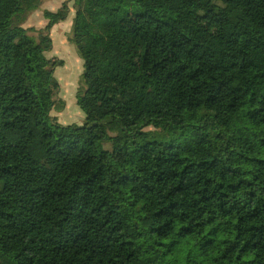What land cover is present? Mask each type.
<instances>
[{
    "label": "trees",
    "instance_id": "trees-1",
    "mask_svg": "<svg viewBox=\"0 0 264 264\" xmlns=\"http://www.w3.org/2000/svg\"><path fill=\"white\" fill-rule=\"evenodd\" d=\"M42 2L0 0V264H264V0Z\"/></svg>",
    "mask_w": 264,
    "mask_h": 264
},
{
    "label": "rangeland",
    "instance_id": "rangeland-1",
    "mask_svg": "<svg viewBox=\"0 0 264 264\" xmlns=\"http://www.w3.org/2000/svg\"><path fill=\"white\" fill-rule=\"evenodd\" d=\"M66 0H43L41 7L29 15L24 26L40 29L47 25L44 11H57ZM75 9L72 8L69 16L62 22L55 24L52 28L53 49L47 53L51 59H62L64 64L55 71L60 88L56 98L64 103V109L54 110L53 116L64 125L74 124L82 126L86 123V114L80 107L79 94L84 88L82 75L84 73V62L77 48L69 41V35L73 26ZM35 34V31L32 32Z\"/></svg>",
    "mask_w": 264,
    "mask_h": 264
}]
</instances>
